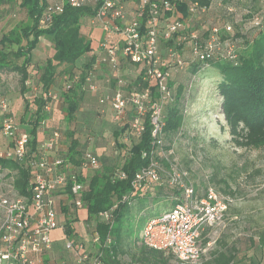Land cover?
Here are the masks:
<instances>
[{"label": "trees", "instance_id": "16d2710c", "mask_svg": "<svg viewBox=\"0 0 264 264\" xmlns=\"http://www.w3.org/2000/svg\"><path fill=\"white\" fill-rule=\"evenodd\" d=\"M53 1L0 0V11L4 7L18 3L16 5L24 11L26 16L23 24H14L0 36V75L15 74L18 77V91L23 103L20 122L24 127L23 130L29 135L28 154L37 150L44 136L47 137L49 134H45L42 129L45 127L44 121L49 116V111L45 110V106L52 102L47 93L58 78L66 81L65 86L59 92L63 105V120L66 124V149L61 152L57 146L56 153L64 159L65 172L73 171L76 179L83 183L79 199L86 210V217L75 225L74 223L79 218L73 212L77 207L72 202L69 205H60L56 209L57 214L62 211L66 215L63 222L59 221L63 236L67 240H72L73 243L78 241L84 243L76 240V236L81 235L83 224H88V226L91 225L90 231L96 233L99 238L96 252L100 254L104 264H173L172 255L146 246L141 232L139 235H134L135 229L129 228L127 223L130 220L131 204L142 195L148 196L146 206L154 207L159 204L162 207L157 214L142 213L141 218L145 220L144 224L161 217L177 203L182 202L180 187L170 179L173 168L181 170L170 160L169 145L173 140V135L179 132L184 121L183 106L188 83L170 76L167 83L169 97L162 102L163 116L160 121L163 124L156 136L152 135L148 112L141 117L142 131L135 132L131 126L135 108L133 105H128L124 114L116 120L117 122L109 132V140H112L117 148L112 162L102 165L99 163L93 173H88V170L92 169H87L86 174H82L78 168L82 155L89 152L97 158L98 156L88 150L81 152L79 141L74 137L70 126L75 122L77 112L85 101L87 78L91 75V81H93L95 74L94 48L91 46V39L85 37L88 27H91L89 19L95 13V9L90 6L72 7L65 3L60 11H55L52 7ZM170 1L178 11L176 16L186 26V32L192 29H202V27L189 28L185 24L187 16L191 14L188 11L190 4L182 0ZM193 1L200 5L208 4L207 0ZM84 21L85 25L82 26ZM226 22L232 24L233 32L231 34L221 33V37L235 42L236 57L218 56L198 63L189 61V64L193 66H191V75L203 74L214 81L215 91L220 100V111L227 126L230 141L236 147L264 148V26L257 28L250 37H244L246 34L236 29L232 14L223 18L220 27ZM143 26L144 22L142 29H144ZM41 37L48 38L53 47L50 55L33 73L37 81L35 85L39 88L38 93L35 94L31 92L26 83L33 75L29 69L32 64V51L37 47ZM162 44L165 47L174 46L178 52L181 54L186 52L189 57L187 47L183 44H175L173 38L167 41L160 40L159 49L163 56L165 52L162 50ZM121 62L123 66L130 63ZM134 65L139 68L137 64ZM210 68L213 69V74L207 76L206 73ZM106 79L111 86L118 81L116 77L108 76ZM153 83L142 79V71L139 68L136 78L126 84L120 83L119 88L124 93L148 88L152 100H155L159 94ZM30 105L34 107L33 111H30ZM40 132L43 135H41L42 139L39 138ZM106 155H109V152ZM152 161L158 165L160 179L156 181L148 179L140 184L137 183L134 179L135 174ZM3 169L15 171L14 187L19 194L26 195L30 178L29 168L13 159L0 158V170ZM122 173L125 177L119 178L118 176ZM69 180L68 178L64 189L59 191L66 198H72ZM144 183L150 184V187L146 188ZM206 187L207 185L203 190H199L194 186V189L201 194ZM166 204L169 205L168 208L163 207ZM76 227H79L78 230ZM210 228L205 227L202 231V244L206 242L202 239L203 232ZM249 237L251 244L264 250V227L257 230L256 241L252 235ZM133 249L136 250L131 251ZM67 252L74 260L71 252ZM237 253V247L234 244L222 243V248L214 247L208 250L195 264H246L241 256L237 257ZM247 264H253V261L249 259Z\"/></svg>", "mask_w": 264, "mask_h": 264}, {"label": "built area", "instance_id": "2783aa9c", "mask_svg": "<svg viewBox=\"0 0 264 264\" xmlns=\"http://www.w3.org/2000/svg\"><path fill=\"white\" fill-rule=\"evenodd\" d=\"M135 16L126 19L127 2L123 0H54L52 7L60 11L65 3L72 7L90 6L95 13L89 19L91 26L99 25L103 36L98 42V63L118 69L122 60L137 64L142 71V79L154 82L158 98L152 100L148 88L124 93L119 87L102 98L108 102L113 118L118 120L128 105H133L132 128L140 133L143 129L141 117L149 113L152 135L156 136L162 128V102L169 97L167 88L172 70H181L185 59L174 46L164 47L165 56L159 49L160 40L173 38L175 44H183L189 51L191 62H203L214 57L235 58V42L221 33L231 34L230 22L221 27L216 24L202 26L186 32V26L176 16L178 11L170 0H135ZM197 3L189 5V13L195 12ZM170 13V15H167ZM144 26L142 29V23ZM253 25L264 26V16L254 18ZM167 59V63L163 62ZM87 82L90 90L95 88L91 75ZM118 85L121 82L118 79ZM32 93H38V87L26 83ZM47 96L54 101L59 94L52 91ZM50 110V104L45 106ZM0 133L6 139V145L0 148V158L13 159L30 170L27 194L21 195L13 184L15 171H3L8 180L0 185V264H41L43 256L51 249V232L61 228L57 217V196L70 179L71 202L77 208L82 206L79 194L83 183L76 179L72 171L65 172L64 159L56 148L60 134L50 132L34 152L28 154L29 135L21 130L10 111L8 99L0 95ZM98 158L85 152L79 164V170L86 174L87 169H96ZM119 178L125 177L122 173ZM187 173L172 169L171 182L177 183L182 192V202L177 203L161 217L146 222L141 236L146 246L170 254L179 264H195L208 252V245L201 243V233L205 227L220 223L229 204V197L222 196L213 186H207L198 194L188 180ZM137 183L148 179L159 180V168L156 162L135 174ZM99 238L93 233V243L98 247ZM65 249L74 256L75 264H104L98 252H91L84 243L66 240ZM97 250V248H96Z\"/></svg>", "mask_w": 264, "mask_h": 264}, {"label": "rangeland", "instance_id": "374dc122", "mask_svg": "<svg viewBox=\"0 0 264 264\" xmlns=\"http://www.w3.org/2000/svg\"><path fill=\"white\" fill-rule=\"evenodd\" d=\"M123 1L129 4H127L125 13L126 19L131 20L135 16L137 2L135 0ZM182 1L188 4L195 2L193 0ZM207 1V5H200L196 2L195 12L186 18L185 24L189 28H201L209 24L220 26L223 18L232 14L238 32L246 34L244 37H250L257 30V26L252 23L254 18L264 16V0ZM16 4L4 7L0 11V36L14 24L25 22V13ZM84 23L85 21L82 26L85 25ZM93 27L101 29L97 24ZM89 33L91 32L88 30L85 37L90 38ZM98 39L97 42L100 40ZM52 47L48 38L41 37L37 47L32 51V64L29 66L31 74L50 55ZM164 47L162 44V49ZM182 54L186 60L183 69L172 70L171 75L174 79L188 83L183 106L184 121L179 132L173 135V140L170 142V160L179 170L187 173L188 180L199 190H203L206 185L213 186L222 196H228L230 199L222 221L211 227L208 232H204L206 233L204 240L210 242V250L214 247L222 248V243L234 244L237 247V257L241 256L246 264L249 259L253 261V264H264V250H260L257 245L251 244L249 239V236L252 235L256 241L257 230L264 227V148L236 147L230 141L227 126L220 111V100L215 91L214 81L206 78L203 74H200L201 76L191 75L192 64H189L190 60L187 53ZM163 62L166 64L167 59L163 58ZM107 73L109 77H116V80L120 79L122 84H126L136 78L139 68L131 63L124 66L120 64L116 70L107 67ZM212 74L213 69L210 68L206 75ZM28 82L35 85L37 83L36 76L31 75ZM65 84L66 81L58 78L52 87V91L59 94ZM94 86L95 88L90 90L89 84H86L85 101L78 110L76 120L70 129L73 130L74 137L79 141L81 152L88 150L96 153L98 161L102 165L112 162L117 152L113 141L109 140L108 137L117 121L113 118L109 103L100 100L119 85L116 82L110 86L109 81H107L101 84L100 82L94 83ZM0 95L8 99L11 113L18 122L19 128L23 130L24 127L20 122L23 103L18 91L17 75H0ZM27 97H29L28 93ZM29 109L33 111L34 107L30 105ZM63 114V105L60 97H58L50 103L49 116L44 121L45 127L42 128L45 134L53 130L59 132L58 148L61 152L66 149V124L63 120ZM5 145L6 139L0 133V148L5 147ZM108 152L109 155H106ZM94 170H88V173L91 174ZM3 173V171L0 173V185H4L8 180L7 176L3 177ZM143 185L146 188L150 187V184L144 183ZM147 202L148 196L142 195L137 197L136 202L130 206V220L127 226L135 229L134 235H139L143 228L145 220L143 221L141 218L142 213L157 214L162 210L159 204L154 207L146 206ZM60 205H62L61 201H59ZM163 207L168 208L169 205L166 204ZM62 213L61 211L59 214ZM59 219L63 222L62 215ZM83 225L80 231L81 235L76 236V240L83 241L93 253L96 251L97 245L93 243L91 225ZM78 228L76 227V230ZM56 229L61 230V228ZM134 250L136 249L131 251ZM67 254L59 252L55 256L57 260L73 264L68 252ZM171 262L179 264L173 257Z\"/></svg>", "mask_w": 264, "mask_h": 264}, {"label": "crops", "instance_id": "0c3cea01", "mask_svg": "<svg viewBox=\"0 0 264 264\" xmlns=\"http://www.w3.org/2000/svg\"><path fill=\"white\" fill-rule=\"evenodd\" d=\"M127 7H126V9H127ZM130 7H131V5L129 6V8ZM88 30L91 32V33H89L90 39H92L91 40V46L94 48V53H95V56H96V61H95L94 65H93V67L95 69V72H94L95 74L93 75V81L92 82L95 83V84L98 83V82H100V84H101L102 82H107L108 81V79H106V77L108 75V73H107V67L108 66H106L104 64L98 63V56H97V52H98L97 51L98 42L96 40L98 38L101 39V29H99L97 27L95 28V27L91 26V27H88ZM109 85L111 86L110 82H109ZM112 90H110L111 91L110 94L112 93ZM41 133L42 132H40V134H39V138H41V135H42ZM57 197H58V200L56 202L57 208L59 207V201L62 202V205L63 204L69 205V203H71V198H66V197H64L62 195L57 196ZM71 210H72V208H71ZM73 214L76 217L79 218L74 223L75 225H77L76 223H79V222H81L82 220L85 219V217H86V210H85L84 207L81 206V207H78L76 209V211L73 212ZM61 215H62V218H63V221H64L66 219V215H65L64 212ZM61 215L58 213V219L61 217ZM59 221H61V220L59 219ZM208 230H210V229H208ZM208 230L206 229L205 231L208 232ZM78 236H80V235H78ZM205 236H206V233H204L202 239H204ZM51 238H52L51 249L43 256V258H42L43 260H42V263L41 264H70L69 262H63L62 260H57L56 259V256H55L59 252H65L67 254V250L65 249L66 239L63 236L62 230L54 229L51 232ZM62 241H64V242L62 243ZM204 244L205 245H208V249L210 251V242H207L206 241ZM72 263L75 264V262H74L73 259H72Z\"/></svg>", "mask_w": 264, "mask_h": 264}]
</instances>
